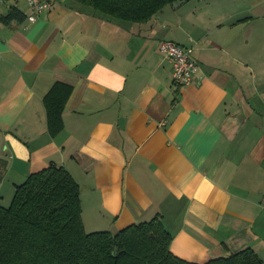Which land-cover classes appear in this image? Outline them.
Masks as SVG:
<instances>
[{
  "label": "crops",
  "instance_id": "obj_1",
  "mask_svg": "<svg viewBox=\"0 0 264 264\" xmlns=\"http://www.w3.org/2000/svg\"><path fill=\"white\" fill-rule=\"evenodd\" d=\"M51 1L35 24L3 23L28 0L0 6V205L56 164L81 188L87 233L162 216L187 262L264 260V0L169 5L143 24ZM164 41L194 49L192 85H174ZM58 82L73 94L52 137Z\"/></svg>",
  "mask_w": 264,
  "mask_h": 264
},
{
  "label": "trees",
  "instance_id": "obj_2",
  "mask_svg": "<svg viewBox=\"0 0 264 264\" xmlns=\"http://www.w3.org/2000/svg\"><path fill=\"white\" fill-rule=\"evenodd\" d=\"M73 1L117 20L143 24L181 0ZM27 18L13 7L3 23ZM72 94L73 87L58 82L44 98L52 137L64 129L63 113ZM173 241L162 216L117 234L87 233L81 188L64 167L56 164L17 186L10 207L0 205V264H195L173 254ZM207 264H264V260L246 248Z\"/></svg>",
  "mask_w": 264,
  "mask_h": 264
},
{
  "label": "built area",
  "instance_id": "obj_3",
  "mask_svg": "<svg viewBox=\"0 0 264 264\" xmlns=\"http://www.w3.org/2000/svg\"><path fill=\"white\" fill-rule=\"evenodd\" d=\"M7 0H0V6ZM31 14L28 21L37 23L40 16L49 13L54 3L51 0H28ZM160 52L173 66V83L179 88L187 87L195 82L199 73V64L194 57V49L177 44L173 41H164L160 44Z\"/></svg>",
  "mask_w": 264,
  "mask_h": 264
},
{
  "label": "rangeland",
  "instance_id": "obj_4",
  "mask_svg": "<svg viewBox=\"0 0 264 264\" xmlns=\"http://www.w3.org/2000/svg\"><path fill=\"white\" fill-rule=\"evenodd\" d=\"M214 3L220 4L222 3V0H189L187 3H185L184 8H195L206 5H210L212 7ZM260 99H264V96L261 94L254 99V102L259 101ZM5 205H7V207H10V204H5Z\"/></svg>",
  "mask_w": 264,
  "mask_h": 264
},
{
  "label": "water",
  "instance_id": "obj_5",
  "mask_svg": "<svg viewBox=\"0 0 264 264\" xmlns=\"http://www.w3.org/2000/svg\"><path fill=\"white\" fill-rule=\"evenodd\" d=\"M187 1H188V0H181V1L177 2V3H175L174 6H175V7H178V6H180L181 4L186 3Z\"/></svg>",
  "mask_w": 264,
  "mask_h": 264
}]
</instances>
